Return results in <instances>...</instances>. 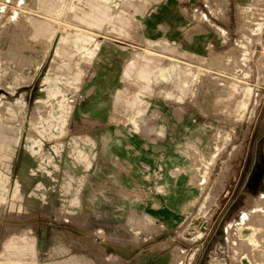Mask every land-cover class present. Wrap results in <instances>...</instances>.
Here are the masks:
<instances>
[{
  "label": "rangeland",
  "instance_id": "374dc122",
  "mask_svg": "<svg viewBox=\"0 0 264 264\" xmlns=\"http://www.w3.org/2000/svg\"><path fill=\"white\" fill-rule=\"evenodd\" d=\"M163 1L0 0V264L244 260L241 226L224 228L264 147V0H176L225 26L208 53L149 47ZM170 177L197 184L180 207L158 192Z\"/></svg>",
  "mask_w": 264,
  "mask_h": 264
},
{
  "label": "crops",
  "instance_id": "0c3cea01",
  "mask_svg": "<svg viewBox=\"0 0 264 264\" xmlns=\"http://www.w3.org/2000/svg\"><path fill=\"white\" fill-rule=\"evenodd\" d=\"M96 12L97 13H95V15L100 17L96 19V27L100 26V24L104 21H111V15L108 12L103 11L100 8L97 9ZM212 17L214 16L210 14L208 10L205 11L203 8H193L189 6L187 2L181 3L180 1L178 2L176 0H166L157 5L144 17L142 31L146 36L149 47L154 46L149 43L150 41L167 40L168 42L173 43L181 48H185L184 50L186 52L208 53L212 49L224 46L226 44L225 40H228V36L225 33V26H221L222 31L219 29L216 31L213 25L214 18ZM119 19L125 24L123 17ZM170 46L174 48V50L177 48L176 46ZM132 65L134 66V63ZM145 65H147L148 69L151 71L150 80L146 81L145 79L141 78L138 75V72L137 77L140 80L146 82V84H149L153 78L152 70L150 69L148 62L142 66ZM173 68L174 67H165V70L172 71ZM139 97L140 96L137 98ZM123 147V152H127L128 155L130 153H137L133 151L134 147H131L130 145H124ZM252 155L251 167L243 179V184L240 187L239 193L241 195L244 188H246L248 192H246L244 198L239 200L237 211L238 216L230 218V220L227 222L228 225H226L224 228V231L227 232V228L230 229L231 226L234 227L238 224L241 226L239 227V230L242 229V240L246 241L244 242L245 245L243 244L242 246L240 245L237 247H231L228 250L245 252V255L241 256L244 258V260H242L239 264H264V211H258L259 209H264V147L259 149V147L256 146ZM116 159H119V157ZM169 159L171 160L174 158ZM134 160H138L139 163L137 166L142 167L146 157L142 155L141 157H134ZM167 164L168 163L165 162L166 166ZM139 167L137 168L140 171ZM177 182L178 180H175L174 182L170 177V181H160L158 184V192L163 190V186L164 188L166 187V189L167 186L170 187V191L173 189H177L179 191V195L173 199L172 203L169 199V207L176 208L181 206V204L178 203V200L183 195V187H186L187 184L188 186L197 185L190 183V179L188 183L184 181V179H181L179 183ZM170 185L174 186L171 187ZM118 191L119 188L116 185V192ZM165 206H167V204H165ZM158 207H161V205L159 204ZM244 213H249L252 216V219L244 221ZM251 224L255 225V230L254 227L250 226ZM252 237L257 239V242L255 241L256 243L250 240ZM250 251H260V258L256 260L250 259L248 256Z\"/></svg>",
  "mask_w": 264,
  "mask_h": 264
},
{
  "label": "bare ground",
  "instance_id": "6f19581e",
  "mask_svg": "<svg viewBox=\"0 0 264 264\" xmlns=\"http://www.w3.org/2000/svg\"><path fill=\"white\" fill-rule=\"evenodd\" d=\"M197 222H198V221H197ZM207 222H208V221H207ZM195 224H196V223H195ZM206 225H207V223H206ZM206 225H204V227H205ZM196 226H197V225H196ZM197 227H198V229H199L198 231H201V230L203 229V228H200V226H197ZM252 227H255V225L252 226ZM196 229H197V228H196ZM194 231H195V230H194ZM198 231H197V232H198ZM250 235H251V234H250ZM250 240L255 242L257 239H255V238H251Z\"/></svg>",
  "mask_w": 264,
  "mask_h": 264
}]
</instances>
